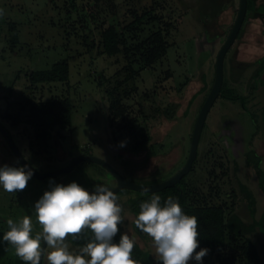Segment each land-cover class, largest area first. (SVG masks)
<instances>
[{"label": "rangeland", "instance_id": "1", "mask_svg": "<svg viewBox=\"0 0 264 264\" xmlns=\"http://www.w3.org/2000/svg\"><path fill=\"white\" fill-rule=\"evenodd\" d=\"M238 5L239 0H0L1 111L10 108L16 112L19 99L22 103L39 102L61 95L72 102L71 111L63 116L68 119L70 133L63 129L59 135L52 130L56 150L45 145L49 152L38 162L32 161L33 167L46 172L87 152L106 160L136 183H154L176 173L188 157L195 119L209 89L189 101L205 80L208 88L212 85L216 55L231 30ZM143 11L147 16L129 26ZM81 18L87 24L85 30ZM100 23H114L124 29L127 52L116 56L99 53ZM159 29L169 45L147 66L142 57L148 44L139 49L136 45ZM15 31L17 42H12ZM258 34V27L246 23L224 58V89L231 87L244 96L245 106L239 99L216 98L201 131L197 157L184 175L203 202L223 204L226 214L233 208L247 227L255 225V229L232 237L230 248L220 256L208 253L203 264H264V236L256 223L264 211V69L253 77L259 64H242L243 59L251 60L264 51V41L258 40ZM250 43L259 44L260 50L252 54ZM64 59L70 67L67 80L39 83L28 90V72L49 69ZM109 89L114 95L107 93ZM10 94L15 97L11 99ZM27 95L30 98L26 99ZM115 95L124 110L112 120L110 101ZM157 105L167 114L158 111ZM54 118L46 116V120ZM41 129L44 131V127ZM146 135L151 137L148 144L135 148ZM12 136L24 152L26 138L15 133ZM121 142L123 147L119 146ZM38 145L42 154V142ZM7 150L0 148V166L15 167L18 162ZM50 181L62 185L76 182L89 193L96 185L111 190L116 184L104 166L84 160L59 177L32 175L27 187L14 194L0 186V264L6 256L15 254L11 245L2 242L8 219L18 223L27 215L34 233L41 231L34 204L50 190ZM239 183L246 185L255 199L254 214H250V199ZM135 194L129 188L116 193L118 203L123 204V232L134 236L155 260H160L152 239L136 235L132 228L133 213L126 202ZM11 203L13 208L9 209ZM67 242L69 250L79 254L77 246ZM42 264H46V254ZM188 264L196 262L190 260Z\"/></svg>", "mask_w": 264, "mask_h": 264}, {"label": "clouds", "instance_id": "2", "mask_svg": "<svg viewBox=\"0 0 264 264\" xmlns=\"http://www.w3.org/2000/svg\"><path fill=\"white\" fill-rule=\"evenodd\" d=\"M119 146L123 147L124 142ZM32 175L26 167L0 166V186L8 193L22 191ZM50 186L34 204L36 221L41 227L34 238L31 217L25 215L18 223L6 221L8 230L2 242L11 245L19 258L27 264H42L45 254L46 264H138L131 258L133 239L121 234L119 242H113L118 225L124 222L123 209L114 191L96 185L89 193L76 182L62 185L50 181ZM135 224L152 239L162 264H188L190 260L203 264L208 254L206 248L196 251L197 218L185 214L178 200L171 196L163 204L158 195L142 202ZM85 229L92 236L74 255L67 239L81 238Z\"/></svg>", "mask_w": 264, "mask_h": 264}, {"label": "trees", "instance_id": "3", "mask_svg": "<svg viewBox=\"0 0 264 264\" xmlns=\"http://www.w3.org/2000/svg\"><path fill=\"white\" fill-rule=\"evenodd\" d=\"M254 1L255 0H247V9H249L250 4H253ZM145 16H147V11H143L142 13L137 15L135 19L131 23H129V26L133 23L141 22V20L145 18ZM80 23L81 27L84 30L87 29V24L86 22H84L83 18L80 19ZM102 24L103 23H100L99 26H97L99 32V39L97 41L99 53H105L109 56H116L124 53L125 51L127 52L128 49L126 47L124 29L122 27L118 28V24L114 23H110L107 26ZM12 28L15 29L14 24H12ZM162 31V29L153 31L146 39L136 45V49H139L142 44H148V47L144 51L142 57L145 65L147 66H151L156 60H158L166 51L169 45L167 39H165V36L162 34ZM85 34L87 35V32ZM16 37L17 31H15V33L12 35V42H17ZM91 45H94V39L91 40ZM260 67L261 68L256 71V74L258 73V71L264 68V62L260 64ZM69 69V63L66 59H64L55 62L49 69L32 70V72H28L27 78L30 85L65 81L68 79ZM224 84L225 83L223 77V83L219 95L228 99H239L245 106V97L240 94L234 93V90L231 87H226L224 89ZM210 87L211 86H209L208 88L207 81L205 80L203 82V86L192 96L189 102L191 103L193 98L199 92L210 89ZM107 93H109L110 95H114V92L110 89ZM25 106H27V111H30L32 114L40 117L39 119H37L39 121V126L41 128L44 127V131L43 129L38 131L37 140L42 142L44 150L41 153L43 156H45V152H49V149L45 145L53 146V144L51 143L52 130H57L56 133L59 135L61 134V131L63 129L65 130L62 132L67 134L70 133L71 130L68 119L66 117L63 118V116L71 111L72 102L67 96L53 95L48 100L31 102V104H27ZM123 110L124 109L122 107L120 97L115 95L110 101V111L113 112L111 119L114 120L115 118L119 117L123 113ZM157 110L167 114L165 110H161L158 105ZM187 112L188 109H186L185 113ZM262 113L264 114V104L262 106ZM47 115L55 116L54 121L50 119L46 120ZM35 118L36 116L33 119L34 121L36 120ZM54 124L55 126H53ZM150 139L151 137L149 135H146L144 139L136 142L135 148L145 146L146 144H148ZM185 176L181 177V179L176 184L154 192H141L132 189L136 194L128 199V201L126 202V206L133 213L131 224L136 235L142 238L146 237L147 235L136 227L135 221L140 211V204L142 202L150 201L153 195H158L161 197V204H163L164 200H166L169 196L177 199L185 214L189 216H195L197 218L199 247L196 249V251H199L201 248H206L209 250L208 253H215L217 256H220L222 253H225L228 248H230L229 240H231L232 237L234 238V236H239L244 231H252L255 229V225H253L252 227H247L242 217L233 208L228 214H226V207L223 204H208L207 202H203L198 197V193L196 192L194 185H190L185 181ZM239 187L240 190L246 194H244V196L249 197V211L250 214H254V212L256 211L255 199L252 197L250 189L246 185H240V183ZM121 206L123 208V204ZM263 222L264 211L261 215V220L256 222L260 225L259 231L264 236ZM118 228L119 231L114 237V243H118L121 234H125L123 232V224L118 225ZM32 235L34 238L33 233ZM91 236V231L85 229V234L81 238L73 240L71 237H68L67 240L77 246L78 250H80V248L88 242ZM128 236L130 239H133L135 241L131 258L137 261L138 264H162V261L155 260L150 253V250L146 247H142L139 241L134 238V236ZM241 248L243 250L246 249L244 246H241ZM7 260L8 261L4 260V264H27V262H24L16 254H14L13 256L8 255Z\"/></svg>", "mask_w": 264, "mask_h": 264}, {"label": "water", "instance_id": "4", "mask_svg": "<svg viewBox=\"0 0 264 264\" xmlns=\"http://www.w3.org/2000/svg\"><path fill=\"white\" fill-rule=\"evenodd\" d=\"M246 11H247V0H239L238 10L234 23L231 27L229 34L227 35L226 39L224 40L223 44L221 45L216 55L215 74H214L213 83L195 119V123L191 134V142H190L188 157L184 165L169 178L154 183H136L124 177L106 160L89 153L78 155L77 157L73 158L66 166L51 169L44 173H40L31 167V165L22 157V155L20 154L19 150L14 145V143L10 140L12 148L14 149L18 157L22 160V163L25 165V167L27 169H31L33 174L39 178L65 174L68 171H70L77 163L84 160H88L101 164L113 175V177L116 179V184L112 187L111 190L114 191V193H117L119 190L124 188H129L141 192H154L176 184L181 179V177H183L185 174H187L190 171L193 162L197 157L198 142L200 139L201 131L203 129L207 113L210 110L216 98L219 96L221 91L223 77H224V58L226 52L238 35V32L245 19ZM7 136L9 137L8 133ZM42 247H44L43 242H42Z\"/></svg>", "mask_w": 264, "mask_h": 264}, {"label": "flooded vegetation", "instance_id": "5", "mask_svg": "<svg viewBox=\"0 0 264 264\" xmlns=\"http://www.w3.org/2000/svg\"><path fill=\"white\" fill-rule=\"evenodd\" d=\"M35 86H37V84H35V85L28 84L27 88H28V90H31ZM9 96L11 97V99L15 97V95H12V94H10ZM26 97H27L26 99L30 98L29 95H27ZM16 102H18L20 104V109H17L16 112H12V110H10L9 107H8L9 109L5 110V111H1V109H0V148H5L7 152H8V150H7V148H8L11 151V153L14 155L16 161L18 162V164L15 167H25V165L22 163V160L18 157V155L15 153L14 149L12 148V145L10 143V140H11L14 143V145L17 147V149L19 150L22 157L31 165L32 168H34L31 162L32 161L38 162V160H40L42 158V156H41L42 154H39L41 148L38 147L39 146L38 143L40 141L37 140L38 131L41 130V127L39 126V121L37 119H39L40 117L32 114L30 111H27V106H25V105H27V103L31 104V101L22 103V100L19 99ZM35 116H36L35 119L37 121L33 120ZM5 122L7 124H9L11 129L5 124ZM20 124H22V127L19 128V126H21ZM37 128H38V130H37ZM23 130H25V131H23ZM6 132L8 133L9 137L7 136ZM12 133L17 134L18 137L21 136V137L26 138L25 141H27V142H25V144H24V147H25L24 152H22L18 148L16 143L14 142L15 140L12 136ZM52 136H53V134H52ZM51 139H52V137H51ZM51 143L53 144L52 141H51ZM55 146L56 145L53 144L54 148H55ZM55 150H56V148H55ZM79 155H81V154H79ZM77 156H75V157H77ZM75 157H73V158H75ZM73 158H71L69 160V162ZM34 169L40 173H44L42 171L37 170L36 168H34ZM33 176L37 177L34 174H33ZM59 176H61V175H58V177ZM37 178H39V177H37ZM14 193H12V194H14ZM12 204L13 203L7 205L9 207V209L13 208ZM6 231H7V229H6ZM33 234L35 235L34 231H33ZM6 257H5V260H7Z\"/></svg>", "mask_w": 264, "mask_h": 264}, {"label": "crops", "instance_id": "6", "mask_svg": "<svg viewBox=\"0 0 264 264\" xmlns=\"http://www.w3.org/2000/svg\"><path fill=\"white\" fill-rule=\"evenodd\" d=\"M262 6H264V0H255L253 5H252V8L249 10L247 9L245 19L242 23V26H244L246 23H248V24L254 26L255 28L258 27L259 34L256 36L259 38L258 40H260V41H264V9H261ZM242 26H241V28H242ZM249 38L251 40H255V38H253L251 36H249ZM258 40H257V42H258ZM250 48H252V49H250ZM249 50L251 51L252 54L258 52L260 50L259 44L250 43L249 44ZM258 61L261 63L264 62V51H262L259 56H257L256 58H253L251 60L247 61L246 59H243V63H242L243 66H246L247 64H250V63H252V64L256 63L257 65L259 64L258 68H255V70L252 74L253 77H254V73H256V71L260 68L261 63H258ZM263 72H264V70H263ZM254 87L257 88L256 86H254ZM263 104H264V102H263ZM263 117H264V114H263Z\"/></svg>", "mask_w": 264, "mask_h": 264}]
</instances>
